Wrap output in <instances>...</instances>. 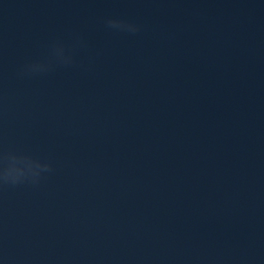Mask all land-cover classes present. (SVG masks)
Segmentation results:
<instances>
[{"label":"water","instance_id":"95a60500","mask_svg":"<svg viewBox=\"0 0 264 264\" xmlns=\"http://www.w3.org/2000/svg\"><path fill=\"white\" fill-rule=\"evenodd\" d=\"M9 155L3 264H264V0H0Z\"/></svg>","mask_w":264,"mask_h":264},{"label":"clouds","instance_id":"9594fccd","mask_svg":"<svg viewBox=\"0 0 264 264\" xmlns=\"http://www.w3.org/2000/svg\"><path fill=\"white\" fill-rule=\"evenodd\" d=\"M107 24L110 28L116 30H124L128 32L137 31V25L126 23L118 19H109ZM52 55L57 60L63 61L65 63L70 62V57L65 54L62 47L54 48ZM44 67L45 66L42 64H32L27 66L26 71H41ZM7 161L8 162L6 166L0 167V180L10 181L12 183L17 182L27 173L36 175L39 173V171L48 167L40 165L33 159L16 155H9L7 157ZM0 264H3V262L0 261Z\"/></svg>","mask_w":264,"mask_h":264}]
</instances>
